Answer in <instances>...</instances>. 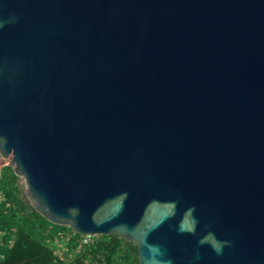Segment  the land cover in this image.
Listing matches in <instances>:
<instances>
[{
	"label": "water",
	"instance_id": "1",
	"mask_svg": "<svg viewBox=\"0 0 264 264\" xmlns=\"http://www.w3.org/2000/svg\"><path fill=\"white\" fill-rule=\"evenodd\" d=\"M0 156L141 264H264V0H0Z\"/></svg>",
	"mask_w": 264,
	"mask_h": 264
},
{
	"label": "trees",
	"instance_id": "2",
	"mask_svg": "<svg viewBox=\"0 0 264 264\" xmlns=\"http://www.w3.org/2000/svg\"><path fill=\"white\" fill-rule=\"evenodd\" d=\"M23 196L20 178L11 166H3L0 264H141L133 241L114 234L85 236L52 223Z\"/></svg>",
	"mask_w": 264,
	"mask_h": 264
},
{
	"label": "rangeland",
	"instance_id": "3",
	"mask_svg": "<svg viewBox=\"0 0 264 264\" xmlns=\"http://www.w3.org/2000/svg\"><path fill=\"white\" fill-rule=\"evenodd\" d=\"M9 158H10V156L9 157H2V156H0V170H1V168L3 166L9 165V162H8L9 161ZM20 183H21V180H20ZM24 195H25V191H24ZM94 236H97V235H93V236H90V237H94ZM89 239H92V238H88V240Z\"/></svg>",
	"mask_w": 264,
	"mask_h": 264
},
{
	"label": "clouds",
	"instance_id": "4",
	"mask_svg": "<svg viewBox=\"0 0 264 264\" xmlns=\"http://www.w3.org/2000/svg\"><path fill=\"white\" fill-rule=\"evenodd\" d=\"M217 251H219V248H217Z\"/></svg>",
	"mask_w": 264,
	"mask_h": 264
}]
</instances>
